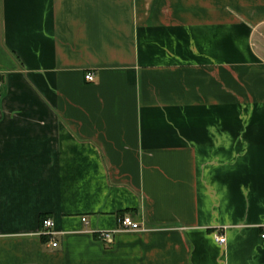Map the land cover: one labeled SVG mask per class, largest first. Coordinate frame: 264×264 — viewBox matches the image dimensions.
Wrapping results in <instances>:
<instances>
[{"label": "crops", "instance_id": "1", "mask_svg": "<svg viewBox=\"0 0 264 264\" xmlns=\"http://www.w3.org/2000/svg\"><path fill=\"white\" fill-rule=\"evenodd\" d=\"M0 264H264V0H0Z\"/></svg>", "mask_w": 264, "mask_h": 264}, {"label": "built area", "instance_id": "2", "mask_svg": "<svg viewBox=\"0 0 264 264\" xmlns=\"http://www.w3.org/2000/svg\"><path fill=\"white\" fill-rule=\"evenodd\" d=\"M85 80L92 82L93 81L92 74H87L85 76ZM82 221L85 223L86 219L84 218L82 219ZM118 224L120 229L125 231H139L142 229L138 223L133 222L131 218H129L128 216H123L122 218L118 219ZM53 226L54 224L53 221H51V219H45L42 221V227L44 228V232H42V235L44 236L46 235V237L49 238L48 246L55 248L57 246V243L54 239L56 233L52 230ZM112 235L113 234L111 232H101L99 237L103 241H111L113 237ZM215 242H217L218 244H224L225 237L224 236L222 237L221 235H216Z\"/></svg>", "mask_w": 264, "mask_h": 264}]
</instances>
